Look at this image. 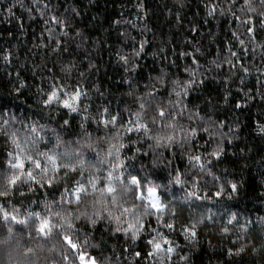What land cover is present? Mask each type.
<instances>
[{
	"label": "trees",
	"instance_id": "obj_1",
	"mask_svg": "<svg viewBox=\"0 0 264 264\" xmlns=\"http://www.w3.org/2000/svg\"><path fill=\"white\" fill-rule=\"evenodd\" d=\"M252 6L257 12H248L244 0H0V125L15 116L12 128L37 122L65 140L79 139L86 130L96 142L95 151L104 156L108 142L97 138L111 136L115 128H105L98 118L117 116L115 127L123 132L122 125L136 121L135 113H147L140 122L149 131L124 133L120 159L129 171L135 165L143 169L141 176L166 185L162 198L168 207L160 223L155 209L143 217L146 227L136 241L130 233L114 231L116 222L107 218L95 226L83 218L74 221L82 230L80 240L86 233L98 246L86 250L102 264H264V16L259 15L264 7L260 0H252ZM189 80L193 82L184 87ZM54 88L61 100L76 90L84 93L77 101L79 110L71 112L57 100L44 105ZM141 103L149 105L143 112ZM157 104L170 115L153 124L151 107ZM65 119L69 125L62 129ZM169 122L174 129L164 128ZM158 134L175 139L157 144L153 137ZM44 143L40 150H45ZM218 145L223 151L217 158L210 154ZM12 148L0 134V163ZM83 151L86 159L96 160L92 149ZM133 154L135 160L126 159ZM190 155L200 156L204 167H194ZM175 170L183 185L168 184ZM226 181L237 184L235 193ZM194 183L201 199H184ZM221 184L225 192L216 197ZM20 191L26 196L15 193L8 199L28 211L44 212V202L60 196V191L39 185L32 193L26 187ZM0 203L11 210L3 199ZM65 207L91 212V198ZM233 212L238 219L229 224ZM201 216L205 219L196 223ZM123 219L120 227H127L130 218ZM168 223L171 228L164 226ZM193 226L196 236L190 238L185 228ZM157 233L167 237L165 248L175 246L171 259L164 252L147 255L152 251L148 242ZM37 242L29 244L35 247ZM51 246L37 248L29 264H72V252L68 260L62 258L64 245L49 251ZM17 251L0 247V264H22Z\"/></svg>",
	"mask_w": 264,
	"mask_h": 264
},
{
	"label": "snow or ice",
	"instance_id": "obj_2",
	"mask_svg": "<svg viewBox=\"0 0 264 264\" xmlns=\"http://www.w3.org/2000/svg\"><path fill=\"white\" fill-rule=\"evenodd\" d=\"M244 3L248 12H257V8L252 6V0H244ZM260 5L264 7V0H260ZM259 15L264 16V11H260ZM52 19L57 23L63 24V21L58 20L56 17H52ZM247 31L251 32L252 28H248ZM141 50H143V45H141ZM120 59L127 63L126 57L122 56ZM244 71H247V69H244ZM192 82L191 80L186 81L184 87H187ZM174 84L178 87L180 86L179 82H174ZM183 90L184 88L182 87L181 91ZM82 95L84 93L76 90L67 94V98L61 100L58 99L59 91L54 88L47 94L43 104L49 106L53 100H57L58 103L71 112H77L79 110L77 101L80 100ZM179 95L180 93L177 92V96ZM176 103H179V101ZM139 107L141 112H143L149 105L141 103ZM151 110L155 113L151 117L153 124L157 122V117L163 119L170 115L166 112L165 107H161L158 104L152 106ZM103 111L105 113L108 112L107 109ZM134 115L137 117L136 121L131 122V126L122 125L123 132L120 131V128L115 127L117 116H110V118L105 119L101 115L98 118L105 128L110 124L115 128L111 136L97 138V140H107L108 142L109 150L104 156L95 151L93 145L96 142L91 139V133L86 130L79 139L65 140L55 129H47L46 125L32 122L30 125L24 124L23 128L15 129L11 127L10 123L16 120L15 116L3 119V123L0 125V134L7 137L13 148L7 152V159L0 163V199H3L7 205L12 207L9 211L5 203H0V233L3 234V238H0V247H4L9 251L19 250L17 255L21 257L22 264H29V256L34 255L37 248L43 249L49 243L52 245L48 249L49 251H53L57 245L65 246L62 251L64 260H68L67 253L72 252L74 257L72 264H102L98 256L86 250L89 248L95 249L98 246L89 242L86 233L83 240H80L77 233L82 230L76 229L74 221H79L83 218L87 224L95 226L98 221H103L107 218L116 222L117 226L114 231L123 232L126 235L130 233L132 241H136L140 233L145 229L146 225L143 217L149 215L152 209L156 210L153 214L157 215V223H160L159 217L168 207L162 198L167 192V186L154 184L147 175L141 176L139 173L143 169H136L135 165H132L131 171H129V166L125 163V160L120 159V152L124 147L121 142L124 133L143 130L147 134L149 131L148 124L140 122L141 119L147 116V113L144 112L143 116L140 112ZM67 125H69V121L65 119L61 128L63 129ZM81 127L83 128V125ZM164 128L174 129L175 125L169 122L164 125ZM49 131L52 133L51 137L48 136ZM181 131L184 130L181 129ZM190 131L195 134L196 129L193 128ZM204 131H207V129H204ZM260 131L264 133V126L260 127ZM153 139L157 144H160L162 141H173L175 136L172 134H158ZM41 141L45 142V150H40ZM112 141L115 142L113 143ZM49 143L52 144L51 148L47 147ZM85 148L92 149L95 152V161L85 158L83 151ZM222 151V147L218 145L210 155L218 158ZM109 157L112 159L109 160ZM126 159L135 160V154ZM188 159L195 162L194 167L196 165L201 168L204 167L200 163V156L190 155ZM61 161L67 162L61 163ZM101 171L105 172L106 175L101 176ZM61 172H63V176H61ZM175 172L176 174L169 179L168 184L183 185L185 181L181 179L182 174L179 170H175ZM216 179H219V177H216ZM226 183L230 186L231 193L237 191L236 183L232 181H226ZM36 185H39L40 188L47 187L53 192L60 191L59 200L53 199L52 201L44 202V212L21 210L8 199L11 194L15 193L25 197V192L20 191V188L26 187L27 192L32 193L35 191ZM162 189L164 191H161ZM224 192L225 187L221 184L219 190L214 194L216 197H220ZM69 196L74 197V200L69 199ZM89 198H91V212H89L87 207L83 210L77 208L74 211L65 207L66 204L73 203L80 205L88 201ZM129 198L131 199L130 203ZM190 198L201 199L197 196L195 183L193 184V190L189 191L184 197V199ZM136 201H139V203H136ZM32 203H36V201H32ZM125 204L128 206H125ZM114 210H118L119 215H114ZM171 211L174 212L175 209L173 208ZM125 216H128L130 221L127 222V227H120L126 222L123 219ZM207 218L211 219L210 216ZM204 219L205 217L201 216L196 223H200ZM237 219V213H230L228 223L231 224ZM164 226L171 228L172 224L168 223ZM240 227L244 229L247 224L240 225ZM223 231L227 232L229 229L225 227ZM185 233L190 238L196 236L194 226L185 228ZM25 237H27V240L22 244L21 241ZM33 241H38L35 247L29 244V242ZM148 243L152 246V251L147 253L148 256H152L153 253L164 252L167 254V258L171 259L170 254L175 251V246L164 247L169 242L167 237L162 236L160 233H157V236L153 237ZM237 251H240V249H237ZM231 253L232 250L229 249V254ZM134 255L138 257L141 252L137 251ZM9 258L11 257L9 256ZM179 259L186 260V257L180 256ZM104 261H107V257L104 258ZM53 264H56V262L53 261Z\"/></svg>",
	"mask_w": 264,
	"mask_h": 264
}]
</instances>
